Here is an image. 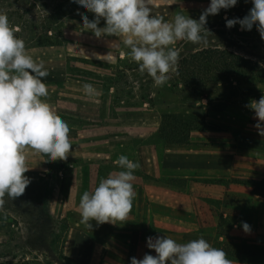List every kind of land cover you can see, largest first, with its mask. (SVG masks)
Instances as JSON below:
<instances>
[{
	"label": "rangeland",
	"instance_id": "1",
	"mask_svg": "<svg viewBox=\"0 0 264 264\" xmlns=\"http://www.w3.org/2000/svg\"><path fill=\"white\" fill-rule=\"evenodd\" d=\"M206 4L207 0H151L150 6L153 14L170 21L176 13L199 17L200 14L191 13V8L199 11ZM0 12L7 14L10 27L18 29L15 34L24 40L29 54L37 61H44L49 72L42 78L49 90L47 100L58 116L68 123L70 138L80 128L82 135H88L82 136L83 145L90 139L103 142L109 138L113 149L120 151L118 148L123 147V155L134 162H137L138 148L140 157V149L144 147L145 158L148 151L152 153L154 150L162 165L174 163V158L171 161L168 155L177 152V147L167 146L158 137L161 116L184 110L192 103L200 105L202 100L184 90L175 74L165 86H155L151 77L140 72L137 63L120 54L125 51L123 46L119 49L110 46L116 37L96 38L91 32L82 31L81 17L86 15L91 20L94 14L80 9L71 0H0ZM221 23L217 17L207 21L205 27L209 33L203 45L177 42L180 58L201 48L219 47L228 48L264 66V39L259 32H236L235 26L224 30L217 27ZM99 26H104L103 20ZM84 83H92L101 94L95 100H88L83 92ZM242 87L252 89L235 106L251 112L246 127L220 122L223 128L218 131L220 134L209 136L207 142L195 135L193 142L184 146L186 149L179 150L199 152L196 148H207L202 150L207 153L203 161L217 163L219 167L222 162L223 178H172L167 175L153 178L136 170L134 189L136 197H140L145 226L134 242L137 239L146 242L148 236H167L178 243L204 237L214 247L223 249L232 264H264V256L250 254L251 249H264V233H258L256 229L250 234L239 228L240 222H246L248 225L258 223L263 229L264 221L258 214L262 213L259 210L264 204L254 197H264V185L253 193L251 186L236 182L264 177V136L258 134L254 127L257 123L254 112L247 107L251 101L264 96V83L243 82ZM49 164L51 169L44 176L31 179L21 197L13 201L5 197L0 220L11 221L13 230L7 240L0 242V264H73L57 245L59 234L56 228L63 226L66 219L59 216L62 209L53 191L57 185L62 189L60 181L71 174L72 168L58 160ZM240 186L252 189L250 193L242 192ZM152 188L158 190V197L182 194L187 199L193 210L192 234L184 237L171 228L156 227L147 218V200L142 197H148L147 189ZM135 206L136 200L131 212ZM250 207L255 210L250 212ZM256 211L257 217L254 216ZM164 214L172 221L174 213ZM99 226L101 230L94 229L92 236L104 244L111 233L106 226ZM107 252L101 249L102 260L108 256ZM135 252L136 248L129 249L124 257H134ZM145 253L155 255L151 249ZM113 254L120 257L115 252Z\"/></svg>",
	"mask_w": 264,
	"mask_h": 264
},
{
	"label": "clouds",
	"instance_id": "2",
	"mask_svg": "<svg viewBox=\"0 0 264 264\" xmlns=\"http://www.w3.org/2000/svg\"><path fill=\"white\" fill-rule=\"evenodd\" d=\"M80 9L94 14L93 19L81 17L82 31L96 38L116 37L110 42L115 49L123 48L122 56L137 63L141 73L151 77L157 87L165 86L172 74L178 72L180 49L177 42L195 45L206 43L207 17L223 9L235 7L238 0H210L198 19L176 13L166 21L153 14L151 0H71ZM181 2V0H180ZM247 2V0H246ZM252 7L243 18L225 17L229 29L239 25L242 31L255 26L264 39V0H251ZM101 20L104 26L100 27ZM18 29L10 27L6 13L0 12V209L21 197L31 183L26 176L32 167L30 156L45 157L41 161H64L71 153L70 127L53 110L47 98L48 86L42 81L49 75L43 60L29 54ZM99 57V56H98ZM85 97L95 100L101 93L92 83L82 85ZM247 107L254 112V127L264 136V96L251 101ZM121 169L100 178L92 191H84L79 202L81 223L89 230L96 225L126 222L136 197L134 181L139 169L127 155L114 161ZM245 233L251 231L241 223ZM146 246L155 255L146 253L142 259L130 258V264H232L227 253L214 247L204 237L178 243L167 236H148Z\"/></svg>",
	"mask_w": 264,
	"mask_h": 264
},
{
	"label": "crops",
	"instance_id": "3",
	"mask_svg": "<svg viewBox=\"0 0 264 264\" xmlns=\"http://www.w3.org/2000/svg\"><path fill=\"white\" fill-rule=\"evenodd\" d=\"M209 3L210 0H207L206 7ZM206 7L202 6V10L199 11H194L191 8V13H197L195 15L201 14ZM251 7V0H247V2L246 0H238V4L235 7L227 11L222 9L219 14L207 17V21L210 20V18L217 17L222 20V23L217 27L225 30L227 29L225 26V17L228 19L243 18ZM192 18L198 19L199 17L195 16ZM235 28L236 32H242L239 25H236ZM252 30H256L255 26ZM206 103L207 101L202 99L199 104L204 106ZM250 113L235 106H228L221 111L209 110L207 112V119L208 121L217 124L220 122H231L233 125H243V127H246L245 122L250 120ZM245 130L246 129L243 130L244 133L246 132ZM107 132L108 131H106L105 134ZM243 132L240 133V135L243 134ZM248 133L250 134V132ZM216 134L220 133L218 131L192 132L190 141L193 142V138H195L194 136L198 135L200 136L199 140L207 142L209 136H214ZM82 136L88 135H82L80 128H78L71 138V153L68 158L63 161L64 163L69 164V168H72L71 174H68L62 179V181H60L62 189H59L58 185L53 189L54 197H57L58 205H60L62 209L59 216L67 220H65L63 226L56 228V231L59 234L57 241L58 248L73 264H130L131 257H124V253L132 248H136L134 257L142 259L146 250H149L146 246V242L138 239L137 242H134L136 236L142 230V227L145 226L143 211L139 206L140 197H136L135 209L130 213L126 222L101 224L103 227L106 226L108 228V233H111L110 237L104 244L92 236L94 229L100 231L102 227L99 225L97 226L95 221H91L92 229L89 230L81 223L78 206L82 193L84 191H92L97 186L99 182L98 180L102 178V175L103 178H105L109 173H115L121 170L118 166L113 165L119 155L123 154V147L118 148L120 151H116V149H113L112 142L109 138H106L103 142L90 139L88 143L84 142L85 145H83ZM89 137L92 136L89 135ZM213 139H215V137H213ZM102 143L104 144L103 147L101 145ZM124 149L127 150V147L124 146ZM180 149L184 150L186 148L184 146H178L177 149H175L178 150L177 152L168 155V158H171V161L172 158H174L175 161L173 164L167 163L166 165H162V162L159 160L160 157L155 155L154 150L152 153L148 151V156L145 158L144 147L140 149L142 150L140 151V157L138 148L137 162L140 165L138 170H141L143 175L147 174L153 178L162 177L164 175L171 176L172 178L224 177L225 169L222 162L219 167L217 163L209 164L208 161H203V158L207 154L202 151L205 148H196L199 152H183L179 151ZM205 150H207V148ZM221 158L223 161V157ZM42 159H45V157L39 155L30 156L27 160V164L32 168L25 173V175L31 179H35L42 175L44 176V173L51 168L49 162L41 161ZM251 189V187H239V190L242 192L245 191L250 193ZM147 190L148 197L142 198H144V200L146 198L147 200V218L152 220V223L156 227L171 228V230L178 234H182L184 237L193 233V210L182 194L174 197H158L159 192L155 188ZM161 198H163L164 201H162ZM254 198H259L264 204V197ZM253 210H255L254 207L249 208L250 212ZM168 212L174 213L172 221L164 214ZM257 212L258 211L254 213L255 217H257ZM259 212H262L258 215L261 216L262 221H264V206ZM250 226V234L255 232L256 229L258 233H264V225L263 229L259 228L258 223H252ZM239 228H242L241 222L239 223ZM12 230L13 225L11 224V221L0 220V242L7 240ZM101 249L109 251L107 252L108 256H104L103 260L100 258ZM119 251L122 252L120 253ZM114 252L117 255H120V257L114 256Z\"/></svg>",
	"mask_w": 264,
	"mask_h": 264
},
{
	"label": "trees",
	"instance_id": "4",
	"mask_svg": "<svg viewBox=\"0 0 264 264\" xmlns=\"http://www.w3.org/2000/svg\"><path fill=\"white\" fill-rule=\"evenodd\" d=\"M175 79L184 90L207 103H192L184 110L161 116L158 137L169 147L189 145L192 132L222 131V126L208 121L207 112L237 106L252 91L242 87L243 82L264 83V66L228 48L207 47L182 56ZM236 182L251 186L255 193L264 185V177ZM250 254L264 256V249H251Z\"/></svg>",
	"mask_w": 264,
	"mask_h": 264
},
{
	"label": "built area",
	"instance_id": "5",
	"mask_svg": "<svg viewBox=\"0 0 264 264\" xmlns=\"http://www.w3.org/2000/svg\"><path fill=\"white\" fill-rule=\"evenodd\" d=\"M59 174H61V172L59 171Z\"/></svg>",
	"mask_w": 264,
	"mask_h": 264
}]
</instances>
